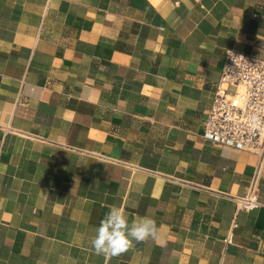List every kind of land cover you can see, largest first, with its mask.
Instances as JSON below:
<instances>
[{
	"label": "crops",
	"instance_id": "obj_1",
	"mask_svg": "<svg viewBox=\"0 0 264 264\" xmlns=\"http://www.w3.org/2000/svg\"><path fill=\"white\" fill-rule=\"evenodd\" d=\"M228 50L264 0H0V264H264V162L203 135ZM113 206L158 236L96 255Z\"/></svg>",
	"mask_w": 264,
	"mask_h": 264
},
{
	"label": "built area",
	"instance_id": "obj_2",
	"mask_svg": "<svg viewBox=\"0 0 264 264\" xmlns=\"http://www.w3.org/2000/svg\"><path fill=\"white\" fill-rule=\"evenodd\" d=\"M260 118V124L252 122ZM204 138L217 145L256 154L264 162V59L235 50L226 52L213 105L204 125ZM241 209H259L257 181L236 197ZM232 236L227 239L231 242Z\"/></svg>",
	"mask_w": 264,
	"mask_h": 264
},
{
	"label": "clouds",
	"instance_id": "obj_3",
	"mask_svg": "<svg viewBox=\"0 0 264 264\" xmlns=\"http://www.w3.org/2000/svg\"><path fill=\"white\" fill-rule=\"evenodd\" d=\"M252 122L259 125L260 118L253 117ZM158 233L154 218L145 216L130 223L124 209L113 206L101 219L90 243L96 255L116 257L126 253L135 243L156 238Z\"/></svg>",
	"mask_w": 264,
	"mask_h": 264
}]
</instances>
